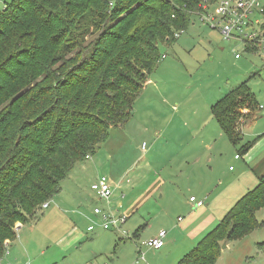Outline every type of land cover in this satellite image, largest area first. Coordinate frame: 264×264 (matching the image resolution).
Returning <instances> with one entry per match:
<instances>
[{
  "label": "trees",
  "instance_id": "trees-1",
  "mask_svg": "<svg viewBox=\"0 0 264 264\" xmlns=\"http://www.w3.org/2000/svg\"><path fill=\"white\" fill-rule=\"evenodd\" d=\"M217 1L10 0L4 5L0 259L16 238V225L33 222L72 168L127 122L161 57L159 46L173 43L174 33L188 27L203 2ZM255 104L243 82L211 107L241 154L252 143H241L239 119L246 114L239 109ZM261 208L264 175L176 264H214L222 241L239 240L263 224L256 218Z\"/></svg>",
  "mask_w": 264,
  "mask_h": 264
},
{
  "label": "rangeland",
  "instance_id": "rangeland-1",
  "mask_svg": "<svg viewBox=\"0 0 264 264\" xmlns=\"http://www.w3.org/2000/svg\"><path fill=\"white\" fill-rule=\"evenodd\" d=\"M260 3L264 7V0H260ZM3 5L0 3V10L4 8ZM256 17L263 19L260 14ZM248 46V43L239 39H224L219 31L201 24L198 16L193 15L188 27L173 43L159 46L161 57L149 76L152 79L151 84L143 87L144 90L135 98L126 125L112 129L108 139L99 145L90 158L72 168L65 182L63 181L64 184L60 185L59 192L49 200V206L42 208L33 222L24 224L20 233L16 232V238L6 246L0 259L1 264H126L133 255L134 239L129 238L134 237L135 232H138L137 238L141 241L148 233H158L159 226L169 223L172 225L178 214L175 213L173 219L171 212H175L174 206H166L164 200L157 205L152 197L140 204V207L132 208L129 218L118 229H103L100 227L101 222L92 220L95 217L92 214L93 207L100 204L90 188L92 180L97 173L107 177L115 176L114 172L121 169L122 165L125 168L131 164L132 158H136V144H141L142 140L145 141V148L148 147L146 154L151 155L152 138L156 137L158 126H162L163 116L171 111L170 102L183 103L182 107L187 105L190 111L194 108L190 103H201L203 109L209 96L219 95L217 98L221 99L228 90L246 82L257 101V107H264V42L261 46ZM235 54H239V57H235ZM163 95L169 101L168 105H164ZM257 107L254 112L264 115V108L260 112ZM243 109L248 108H240L239 111L242 112ZM196 117L193 114L192 119ZM136 123H140V128L147 129L146 135L136 131L139 129L134 128ZM263 124L264 120L258 126ZM121 147L124 149L123 157L120 156ZM155 150L156 157L153 159L161 164L159 159L162 158L163 162L164 147L160 141L155 145ZM137 164L146 175L154 178L152 160V169L145 166L146 160ZM137 166L129 167L137 169ZM131 169L128 178H133ZM134 185L135 182L132 181L128 188L121 190L127 195L125 199L120 198L123 208L112 205L110 212L122 216L121 212L131 203L128 199L133 195L131 186ZM145 188L143 186L134 191V197ZM77 196L81 197L79 203L74 201ZM159 196L160 194L157 195ZM173 200L174 197L171 198ZM161 207L167 214L154 219L153 213H160ZM260 215L261 212L258 211L257 220L262 222L264 219H260ZM89 224L93 225L94 230H87ZM16 226L18 228V224ZM253 238H264V227L255 229L242 241H222L214 264H264V246H259L264 243V239H259V244H255ZM159 250L150 249L154 254L160 252ZM149 261H141L140 264H164L156 262L155 259Z\"/></svg>",
  "mask_w": 264,
  "mask_h": 264
},
{
  "label": "crops",
  "instance_id": "crops-1",
  "mask_svg": "<svg viewBox=\"0 0 264 264\" xmlns=\"http://www.w3.org/2000/svg\"><path fill=\"white\" fill-rule=\"evenodd\" d=\"M9 1L0 0V3L5 5ZM151 81L152 79L149 77L143 87L145 88L146 85H150ZM153 86H155V83ZM239 86L241 84L231 89ZM154 89H156V86ZM218 96H209L203 109H201V103H190L194 106L192 111L187 108V105L182 107L183 103H179L178 101L177 104L170 102L171 111H167V114L163 116V127L158 126L155 133L156 137L152 135L153 146L150 149L151 155L148 156L146 154L148 147L145 149L141 148L142 143L145 142L144 140H142L141 144H136V158H132L131 164L126 165L125 168L122 165L121 169L114 172L115 176L108 175L113 188V195L110 201L108 203L103 202L94 194L95 200L100 202V204L94 207L100 206L106 211H109L112 205L123 208L124 204L121 203L120 198L125 199L127 195L121 190L124 187L128 188L132 184V181H134L135 185L131 186L133 195L128 199V202L131 200V203L121 212V215L125 216V221L129 218L128 215L132 211V208L140 207V204L152 197L157 205L160 204L159 201L164 200L166 206H174L173 210L175 212H171L173 219L175 217L174 214L178 213L176 221L174 219L172 225L169 223L157 228L159 230H166L164 245L160 248V252L154 254L150 249L141 245L145 239L155 236L157 232L148 233L145 239L141 241L137 238L138 232L136 236L129 238L134 239L132 246L134 251L133 255H131V260L126 264H130L136 258L135 256H137L139 247L142 251L144 250L143 253L145 252V259L142 262L149 261L150 259L153 261L155 259L156 262L159 261L164 264H176L181 257L192 250L199 240L216 226L239 198L256 186L259 179L264 175V124L260 127L258 126L259 122L264 120V115L262 113L257 115V111L254 112L255 108L243 109L242 112L246 114V118L239 125L242 136L241 143L251 142L252 145L245 153L241 154L237 150L238 146L233 145L221 130L212 114L211 107L215 102L220 100V98H217ZM162 97L164 98V105H168L169 101L167 98L164 95ZM253 98L255 103H257L254 96ZM255 105L257 107V104ZM260 106L262 105H258L257 109L263 112L262 108L264 107ZM193 114L197 115L194 119H192ZM136 127L139 128L136 131L143 132L146 135L147 129L140 128V123H136L134 128ZM147 135H149V131ZM158 141L164 147L163 162L161 161L162 158L159 159L161 164L156 163L153 159L156 157L154 152L156 151L155 145ZM120 149H122L120 156L123 157L124 149L123 147ZM132 153L134 154V152ZM141 160H146L147 165L145 166H149L151 169V160L154 162V178L149 177L148 174L146 175L144 170L137 166L139 165L137 163ZM130 165H136L137 169L136 167H129ZM129 169H131V176L133 178H128L130 176ZM99 176L101 175L95 174L92 181L94 182ZM63 181L61 184H64L65 181ZM143 186L146 187L144 191L139 192L134 197V193ZM159 194L160 196L157 197ZM192 196L195 197L196 201H203V204L197 205L195 201H190L189 199ZM172 197H174L173 201H171ZM80 199L81 197L77 196L74 198V201L79 203ZM258 211L261 212L260 219H264V208ZM180 213H185V215ZM92 214L95 216L92 220L100 223V216ZM166 214V210L161 207L160 213H153V218L165 216ZM92 220L90 219V222ZM262 222L263 224L257 227L256 230L264 227V221ZM23 226L24 224L19 223L16 232L20 233ZM89 226L93 225L89 224L87 230ZM100 227H102L101 223ZM251 233L246 236H250ZM243 238L239 240L242 241ZM253 239H255V244H258L259 239L263 240L264 238Z\"/></svg>",
  "mask_w": 264,
  "mask_h": 264
},
{
  "label": "built area",
  "instance_id": "built-area-1",
  "mask_svg": "<svg viewBox=\"0 0 264 264\" xmlns=\"http://www.w3.org/2000/svg\"><path fill=\"white\" fill-rule=\"evenodd\" d=\"M262 11L263 7H261L260 0H218L216 3L203 2L199 6V10L194 12V15L198 16L201 24L219 31L224 39H239L248 44L261 46L264 42V27H262L264 18L259 19L256 15H262ZM181 32H175L174 37L177 38ZM262 55L264 59V53ZM235 57H239V54H235ZM244 121V118H240L239 125ZM145 146L146 144L142 143L141 148L145 149ZM87 158L89 156H86ZM90 188L99 200L103 202L108 203L113 195L110 180L105 175L97 177L90 185ZM189 200L195 201L197 205L203 204L201 200L196 201L194 196L190 197ZM47 206L48 202L42 204V208ZM93 213L100 216L101 226L104 229L112 227L118 229L119 224L125 221V216L118 217L100 206L94 207ZM88 230H93V226H89ZM165 235L166 231L161 229L155 236L143 241L141 245L152 250L160 249L164 245ZM144 259V253L139 247L137 256L132 264H140Z\"/></svg>",
  "mask_w": 264,
  "mask_h": 264
}]
</instances>
